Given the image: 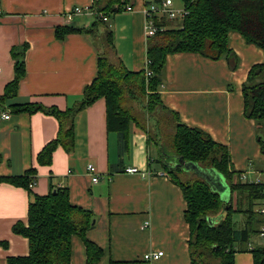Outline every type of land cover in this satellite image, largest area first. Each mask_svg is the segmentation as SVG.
Here are the masks:
<instances>
[{"label": "crops", "instance_id": "crops-1", "mask_svg": "<svg viewBox=\"0 0 264 264\" xmlns=\"http://www.w3.org/2000/svg\"><path fill=\"white\" fill-rule=\"evenodd\" d=\"M105 1L0 0V96L14 77L11 50L27 46L25 73L15 94L3 101L10 117L0 120V177L22 175L35 168L31 192L23 186L0 182V264H8L10 256L28 254L27 238L14 233L12 226L18 221L27 223L28 203L33 194L46 195L57 187L68 190L73 205L92 213L94 223L86 231V238L103 250L98 264H191L186 201L180 186L170 178L169 169L181 167L182 180L193 178L191 174L196 172L185 169L179 163L180 157L171 159L163 148L167 140L171 143L175 123L169 110L177 113L180 122L198 127L226 145L231 167L241 172L243 180L264 181V156L254 132L256 125L244 115L242 96L248 72L264 61V53L234 31L228 35V46L238 58L235 68L230 67L225 57L210 59L197 52L166 56L162 87L158 88L166 108L157 116L132 112L139 124H130L126 152L120 153L118 133L107 128L106 102L100 97L76 113L73 148L66 151L57 146L49 165L38 164L37 154L56 137L58 121L42 111L14 112L10 104L33 102L60 110L74 106L84 87L96 76L101 53L119 58L129 71L145 68L150 37L145 35L140 9L157 0H128L133 11L109 15L102 25L105 33L112 32V49L106 45L102 50L94 41V31L57 38L55 28L66 24L67 9L75 5L97 8ZM174 19L159 17L157 23L163 24L158 28L179 26L180 22ZM94 21L88 15H78L71 24L87 28ZM92 27H98L97 22ZM101 32L98 30L96 35L105 37ZM255 162H260L261 171L254 170ZM88 164L96 168L99 177L96 182L91 179ZM127 167H135L137 171L127 172ZM214 179L229 193L223 180L225 185ZM261 209L264 200L260 212ZM220 217L216 215L214 220ZM237 217L243 218L244 223L242 213H237ZM145 221L149 224L144 226ZM260 233L252 234L249 242L236 243L235 264H253L249 249L264 246ZM156 251L163 253L157 259L143 260L145 253ZM70 264H86L85 245L77 235L71 238Z\"/></svg>", "mask_w": 264, "mask_h": 264}, {"label": "trees", "instance_id": "trees-1", "mask_svg": "<svg viewBox=\"0 0 264 264\" xmlns=\"http://www.w3.org/2000/svg\"><path fill=\"white\" fill-rule=\"evenodd\" d=\"M127 1L107 0L104 5H97L94 9L111 15L124 10ZM182 2L187 13L180 19L179 26L158 28L147 42L146 55L150 60L149 69L152 72L149 78H146L144 70L129 71L119 58H111L106 52L99 55L97 74L92 82L84 87L81 99L74 106L60 110L55 106L33 102L10 104L14 112L42 111L54 116L58 121L56 137L37 154L38 164L49 165L52 152L57 146L66 151L73 148L76 113L100 97L106 102L107 128L118 133L120 153L126 152L130 124H139V119L127 107L128 103L138 95H145L148 113L156 115L166 108L160 99L158 88L166 56L170 53L187 51L197 52L210 59L225 57L230 67L235 68L238 58L228 46V35L232 31L239 33L245 42L261 48L264 53V0ZM94 20L93 24L97 20L104 22L98 16H95ZM71 22L55 28L57 38L62 39L66 34L74 32H93V24L86 28L75 26ZM160 24L163 23H157L158 27ZM105 39L107 47L112 49L110 30H106ZM26 48V45H22L18 50H11L14 58V77L5 85L4 93L0 96L2 107L3 101L15 94L18 81L25 73ZM242 96L245 117L255 120L256 127H264V61L251 67L242 85ZM169 111L175 123L171 136L174 152L168 156L173 160L180 157L184 162L213 169L222 175V180L229 188V193L221 197L220 193L210 186L206 177L201 175L182 180L179 173L183 169L179 166L170 167V178L180 186L186 201L185 219L191 230V264H211L208 261L210 257L218 259L219 264H235L236 243L249 242L252 234L262 231L260 227L255 229L253 223L257 221L260 225L264 224V214L259 210L264 200V181L243 180L241 172L231 167L226 145L213 140L206 131L180 122L177 113ZM257 140L264 156V137L257 136ZM34 176L35 168L31 167L22 175L0 177V182L23 186L31 192L29 183L34 181ZM220 209L225 215L214 220L213 214ZM235 212L242 213L245 217L240 228L232 218ZM92 220V213L88 209L70 202L66 188H52L42 196L33 194L28 203L27 223L18 221L12 226L14 233L27 238L28 254L10 256L7 259L8 264H70L73 235H77L84 242L86 264H98L103 250L86 238V231L93 225ZM249 250L253 264H264V246H254Z\"/></svg>", "mask_w": 264, "mask_h": 264}, {"label": "built area", "instance_id": "built-area-1", "mask_svg": "<svg viewBox=\"0 0 264 264\" xmlns=\"http://www.w3.org/2000/svg\"><path fill=\"white\" fill-rule=\"evenodd\" d=\"M126 11H133L134 8L132 5L127 4L125 6ZM141 13L144 16V32L146 37H151L153 36L156 31L158 30V25H157V20L159 17H164V18H176L180 17L182 18L186 13V9L184 7L182 8H174L173 7V1L172 0H157L154 2H149L146 3L145 5L142 6L140 9ZM78 15H88L91 17L98 16L101 18L103 21H107L109 15L105 14L104 12L96 11L94 9V6H79L75 5L71 7L70 9H67L64 12V20L66 23H69L73 20L75 16ZM149 64L150 60H146V65L144 68L145 76L146 78H149L152 74L151 70L149 69ZM162 87V85H160ZM10 117V114L7 110L4 109V107L0 106V120L1 119H8ZM87 170L89 173L92 174V181L96 182L98 180V175L96 173V168L93 164H88L87 165ZM127 172H136L137 168L135 167H127L125 169ZM244 178V177H243ZM34 182L29 183V187H32ZM261 212H264V209H261ZM149 222L145 221L144 226L148 225ZM261 235L264 236V228H262V231L260 233ZM162 251H156V252H147L143 255V259L146 261L152 260V259H157L162 255Z\"/></svg>", "mask_w": 264, "mask_h": 264}, {"label": "rangeland", "instance_id": "rangeland-1", "mask_svg": "<svg viewBox=\"0 0 264 264\" xmlns=\"http://www.w3.org/2000/svg\"><path fill=\"white\" fill-rule=\"evenodd\" d=\"M172 1H173V7L174 8H182L183 7L182 0H172ZM106 2H107V0L105 1V3ZM179 19H181V18L180 17H176L174 20L180 22ZM104 22H106V21H104ZM102 23L103 22H100V21L97 20L98 27L93 28V31H94V41H95L96 44H98L99 47H101L102 50H105L106 49V42H104L105 41V37L96 35V32H98V30H101L102 31L101 33L104 32V34H102L103 36L105 35V31H103L104 29H103ZM101 54H103V53H101ZM146 103H147V99H145V95H138V96H136L135 100L133 99L132 102L129 103V107L131 109V112H133L135 114H138L139 116L141 114H143V112L146 113L147 112ZM254 124L257 125V122L255 120H254ZM254 132H255V135H256V139H257V136L264 137V127L263 126L260 127V128H258V127L255 126V131ZM170 146H171V143H169V141L167 140L166 143L163 145V148H164L165 151L167 150V152L169 154H172L174 151L171 148L172 146L171 147ZM253 166H254V170L261 171V167H259L260 166V162H255V164H253ZM191 175L193 176V178H197V177H200L201 176L198 173H192ZM210 186L212 188L216 189V191H218L219 193L222 192V187H220V183H218L217 180H212L210 182ZM256 207L257 208L259 207V203H258V205ZM222 213H224V214L222 215ZM213 215L214 216L221 215V218H222L225 215V212H223V210L220 209L218 212H216ZM233 218H234V220L236 222H238L237 227L240 228L242 226V224H243V218L237 217V213L233 215ZM238 219H240V220H238ZM253 227L255 229H258L260 227V224L257 221H254ZM253 235H255V233ZM208 261L211 264H219L218 259H215L213 257L208 258Z\"/></svg>", "mask_w": 264, "mask_h": 264}, {"label": "water", "instance_id": "water-1", "mask_svg": "<svg viewBox=\"0 0 264 264\" xmlns=\"http://www.w3.org/2000/svg\"><path fill=\"white\" fill-rule=\"evenodd\" d=\"M179 163H182V165L184 164L185 169H193L196 173L206 177L210 182L212 181V179H214V177H216L217 179H219L222 182V175L218 174L213 169L205 170V169L199 167L196 163L184 162L181 158L179 159ZM210 176H212L213 178H210ZM222 184L225 185L224 182H222ZM226 194H228V191H227L226 187H223L222 192H220V195H221V197L222 196L224 197ZM91 223L92 224L94 223V219L92 220Z\"/></svg>", "mask_w": 264, "mask_h": 264}]
</instances>
